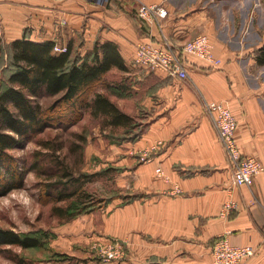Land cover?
<instances>
[{
  "label": "crops",
  "instance_id": "obj_1",
  "mask_svg": "<svg viewBox=\"0 0 264 264\" xmlns=\"http://www.w3.org/2000/svg\"><path fill=\"white\" fill-rule=\"evenodd\" d=\"M242 1L255 0H144L166 10L153 24L136 16L133 2L0 0L2 44L23 37L52 41L83 56L95 43H113L127 68L120 71L123 89L129 97L140 93L137 104L145 113L140 136L113 149L119 193L104 208L74 218L65 264H210L221 235L254 249L243 264H264V172L250 186L232 183L203 109L205 102H224L236 121L240 153L264 166V66L255 60L264 29L255 30L253 7L239 26L230 25L226 16L243 13ZM197 35L208 37L219 66L188 57L184 80L136 71L137 43L163 37L177 49ZM143 152L148 161H140ZM228 203L233 209L220 214ZM108 241L121 244L122 257L102 263L94 244Z\"/></svg>",
  "mask_w": 264,
  "mask_h": 264
},
{
  "label": "trees",
  "instance_id": "obj_2",
  "mask_svg": "<svg viewBox=\"0 0 264 264\" xmlns=\"http://www.w3.org/2000/svg\"><path fill=\"white\" fill-rule=\"evenodd\" d=\"M54 45L52 41L35 42L24 37L10 44H2L0 41V55L7 50L9 70L6 86L0 92V189L5 192L12 190L15 184L21 182L25 172L31 170L45 175L46 194L56 185L90 182L103 175V171L87 174L79 170L83 145L86 143L83 133L76 136L69 147L70 156H76L71 162L70 159H60L56 155L61 150L58 145L46 143L42 147L49 152L33 153L34 161L25 170L13 166L14 160L7 152L22 146L28 134H38L47 127L48 118L43 116L45 110L39 99L59 96L60 101L67 106L65 115L88 111L93 119H100L101 131L109 129L114 133L122 130L124 134H129L136 126L133 117L124 113L106 93L96 92L89 97L93 86H97L111 69L127 71L113 43H95L92 50L83 56L70 46L65 47L63 53L54 52ZM187 58L184 57L185 62ZM255 60L257 65L264 66V47L256 51ZM55 117L58 118V115ZM140 134L128 141L136 140ZM40 157L43 160L48 158L52 167L43 169L39 166ZM66 190L50 198L52 202L69 200L65 207L55 209L59 218L75 217L102 209L115 197L100 198L83 189L71 192ZM41 246L37 238L21 237L13 231L0 229V248L29 249Z\"/></svg>",
  "mask_w": 264,
  "mask_h": 264
},
{
  "label": "rangeland",
  "instance_id": "obj_3",
  "mask_svg": "<svg viewBox=\"0 0 264 264\" xmlns=\"http://www.w3.org/2000/svg\"><path fill=\"white\" fill-rule=\"evenodd\" d=\"M238 7L242 8L243 13L232 17L226 16L230 25L239 26L242 20L247 19V10L251 11L253 7L255 9L253 12L254 28L255 30L264 29V0L242 1ZM58 47L63 46L58 45ZM7 55V50L0 55V92L6 86L9 71ZM135 68L136 71H144L142 68L136 66ZM123 78L124 75L119 70L113 69L104 76L102 83L93 86L89 97L103 89L101 92H105L124 113L133 117L136 126L129 134H124L122 130L114 133L109 129L101 131L100 119H93L85 110L65 115L67 106L60 101L59 96L39 99L41 107L45 110L43 116L48 118L47 127L38 134H28L22 146L7 152L14 160L13 166L18 170L19 168L25 170L34 161L33 153L49 152L42 147L46 143L58 145L61 150L56 152V155L60 159H70L71 162L76 156H70L69 147L76 136L83 133L86 143L83 145L79 170L87 174L103 171V175L93 178L90 182L79 181L66 186L56 185L48 190L49 194H46L45 175L31 170L25 172L21 182L15 184L12 190L5 192L6 190L0 189V229L13 231L21 237H34L42 243L41 247L29 249L2 247L0 248V264H65V260L68 259L65 254V236L69 235L68 230L74 218L86 213L70 218H59L55 209L59 206L65 207L69 200L52 202L50 201L51 195L65 193V189H67L66 192L83 189L100 198H109L119 193L115 184V178L120 170L116 166L119 160L113 159L115 155L113 149L122 143L129 142L131 137L142 132L145 115L137 104L140 93L129 97L123 89V83L126 82ZM57 115L58 118L55 117ZM38 163L43 169L52 167L48 158L43 160V157H40ZM26 199H30V203L25 204ZM5 201L9 203L6 205ZM74 263L76 259L75 261L70 259V264Z\"/></svg>",
  "mask_w": 264,
  "mask_h": 264
},
{
  "label": "built area",
  "instance_id": "obj_4",
  "mask_svg": "<svg viewBox=\"0 0 264 264\" xmlns=\"http://www.w3.org/2000/svg\"><path fill=\"white\" fill-rule=\"evenodd\" d=\"M106 2L107 0H94ZM123 3L133 2L135 14L146 23L158 24L166 16V10L161 4H147L144 0H120ZM54 52L63 53L65 48L54 45ZM184 57H193L211 66H219L212 50V44L207 36L197 35L180 48L172 45L162 37L159 41H142L136 44L133 64L146 71L161 72L179 80L187 78ZM205 113L210 117L217 137L232 170V183L235 186H250L255 176L264 172V166L251 156L240 153L234 140L236 121L224 102H205ZM146 152L142 153L140 161H148ZM161 175L159 169L155 170ZM231 203L225 204L220 214L230 212ZM94 252L103 263H108L122 257L121 244L117 241L96 242ZM251 246H233L225 236L217 237L211 247L210 264H243L254 254ZM50 264V263H48Z\"/></svg>",
  "mask_w": 264,
  "mask_h": 264
},
{
  "label": "clouds",
  "instance_id": "obj_5",
  "mask_svg": "<svg viewBox=\"0 0 264 264\" xmlns=\"http://www.w3.org/2000/svg\"><path fill=\"white\" fill-rule=\"evenodd\" d=\"M9 202L8 201H5V204L7 205ZM24 203L25 204H28V203H30V199H26L25 201H24Z\"/></svg>",
  "mask_w": 264,
  "mask_h": 264
}]
</instances>
